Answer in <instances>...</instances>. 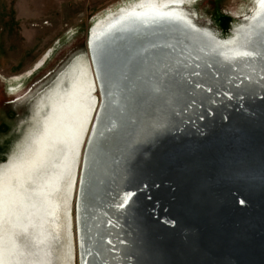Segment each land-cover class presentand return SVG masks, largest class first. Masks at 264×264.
Here are the masks:
<instances>
[{
  "label": "water",
  "instance_id": "water-1",
  "mask_svg": "<svg viewBox=\"0 0 264 264\" xmlns=\"http://www.w3.org/2000/svg\"><path fill=\"white\" fill-rule=\"evenodd\" d=\"M171 18L164 21L165 29L154 26V21L142 35L134 34V30L110 33L103 38L97 63L91 47L94 24L87 39L89 58L79 56L62 74L66 77L64 84L68 85L69 72L83 57L88 65L91 59L98 80L97 64L105 89L99 87L103 97L99 109L104 106V97L107 105L102 110L101 122L110 126L102 134L103 144L84 184V255L87 256L92 241L93 248L102 253L95 264H100L108 251L106 245L110 244L92 233L91 225L102 187L115 184L110 178L113 173L119 174L120 189L112 200V208L115 201L120 202L127 195H134L135 200L129 216L126 215L129 218L120 216L127 226H139L137 235L128 239L130 245L121 250L124 259L129 255L125 259L128 262H133V255L142 246L144 264H264V26L250 42L235 38L234 28L225 39L213 34L215 39L203 42L190 35L195 33L193 27L198 28L190 15L186 22L173 18L174 27L185 24L178 29H168ZM186 24L192 29H185ZM203 28L198 30L203 33ZM216 41L222 45L219 52L230 60L228 65L234 64L225 69L221 80L214 70L222 67H217L218 63L208 55ZM230 45L232 54L228 52ZM246 52L252 57L247 58ZM200 53L203 56L196 59ZM189 61H194V66L175 69ZM191 67L201 72L196 82L189 81L191 74L183 71ZM237 67L240 68L236 72ZM203 69L212 72L206 80ZM236 76L240 77L238 83ZM115 90L116 102L111 94ZM145 94L148 103L143 112L140 108ZM139 113L148 126L144 123L135 135ZM110 118L116 119L113 124ZM143 135L146 137L142 138ZM16 149L0 164L9 161ZM116 155L123 160L124 171L110 164ZM78 168L79 163L74 186ZM82 172L83 168L76 217L71 206L69 226L66 210L63 220L57 222L64 226L66 235L54 242L53 255H46V264H61L57 255L63 253L67 264L70 256L72 264H77L78 253L81 264L77 218ZM71 197L73 202L74 192ZM108 220L104 218V226H110ZM109 235L111 238L114 233L110 231ZM25 238V246L31 248L32 233ZM93 262L89 258L88 264Z\"/></svg>",
  "mask_w": 264,
  "mask_h": 264
},
{
  "label": "bare ground",
  "instance_id": "bare-ground-1",
  "mask_svg": "<svg viewBox=\"0 0 264 264\" xmlns=\"http://www.w3.org/2000/svg\"><path fill=\"white\" fill-rule=\"evenodd\" d=\"M194 1L130 0L121 4L119 8L109 9L104 14L99 15L94 21L95 25L91 33V47L96 63L97 54L100 52L104 42L103 38L108 37L110 33L115 35L119 33V30H123L124 32L134 30L136 31L134 34L142 35L147 33L154 21L157 24L154 26L165 29L167 24L163 25V23L167 17H172L168 19L169 21L172 20L168 29L181 28L185 24L180 23L179 26L176 25L174 27V21L184 22L186 16H189L186 5ZM255 1L256 4L253 12L249 15V22L233 27L235 29V38L240 37L244 43L246 39L249 42L252 41L255 33L257 34L263 30L264 4H261L260 0ZM196 26L199 29L202 28L197 24ZM198 28L193 27L192 29L186 24L185 29L194 30L193 32L195 33L190 35L193 36L192 38L195 41L205 42L215 39L213 37L214 33L211 30L203 28L204 32L202 33ZM123 42H126V39ZM220 48H222L221 43L216 41L211 49V53H208L218 63L217 67H222L214 70V75H217V79L219 80L224 77L226 73L225 69H229L234 65H228L230 60L227 56L223 55L225 53L219 52ZM228 52L230 54L233 52L231 45L228 48ZM246 54L247 58L252 57L249 52H246ZM200 56H203V54L197 55L196 59H199ZM49 57L50 53L46 54L45 58L27 74L34 75V73L40 71L46 65ZM191 61L188 64L175 67V69L178 70L180 67L186 65L192 66V64L194 66L195 59L192 64ZM95 65L99 83L96 80L91 59L90 65H88L83 57H80L77 63L74 64L72 68L74 71L69 72L70 79L68 85L64 84V80L66 79V77H63L64 75L59 78L56 84L39 99L36 111L32 117V124L26 131V135L16 149V152L12 154L9 161L0 164V264H46V255H53L54 242L59 240L58 237H65L66 235L65 229H62L64 226L60 223L57 224V222L63 220L62 217L66 210L67 214L65 217L68 219V223L66 224L69 226L70 207L75 208V194L77 196L82 168L77 218L81 264H88L89 258L92 261L94 259L93 263L95 264L102 256L101 252L93 248V241L91 242L87 256L84 255L83 227L81 223V216L84 215V206H86V199L83 204V198L87 192V188L84 187L86 176L88 171L92 170L94 161L99 154L98 150H100L103 144L102 134H105L110 127L106 126V123L101 122L102 110L107 105L104 97V106L102 105V108L99 109L103 99L99 87L104 91L105 89L100 81V70L97 64ZM239 68L237 67L235 71H239ZM243 68L242 71H245V66ZM183 71L186 75L191 74L188 80H193L194 82H196V78L201 73H198L197 67L183 69ZM203 73H205V80L209 74L212 75V72L206 69H203ZM233 74L236 75L237 73ZM23 78L24 76L17 78L15 83L21 84ZM239 78V76H236L237 83L240 80ZM95 88L97 89L96 92ZM18 89L19 87H10V90L13 91H18ZM111 94H113L112 97L116 102L118 99L117 91H112ZM146 98L145 94L140 108L143 112L144 110L146 111L145 106L148 103ZM111 105L114 109V102ZM98 110L100 111L97 114ZM142 118L143 114L139 113L137 123L134 125L136 129L135 135H137L146 122ZM113 119L116 120L115 118ZM113 121L110 118L112 124ZM137 129L139 130L137 131ZM145 137V135L142 136V138ZM83 156L84 163L82 165ZM120 159L116 155L110 164L113 167H119L120 171H124V162ZM78 163V177L74 186ZM120 173L122 174L123 172ZM110 178L111 183L114 181L115 184L102 187V195L98 196L95 201L94 222L92 223V220H90V223H92V233H95L97 237L101 235L105 244H110L106 245L108 251L105 252V257L100 264H144L143 258H141L143 256L142 246L133 255V262L125 260L129 255L124 259L123 252H121V250L125 251L126 247L130 245V240H128L130 236L137 235L139 226L138 224L127 226L125 222L120 220V216L122 215L129 216L135 203L134 195H127L125 199L119 200L120 202L115 201L116 205H113L112 208V200L117 193V189H120V182H118L119 174L112 173L110 174ZM103 183L105 184V181ZM72 192H74L73 202L71 201ZM107 197L109 198L104 203ZM107 217L109 219L107 223L110 226H104L105 223L103 224L104 218ZM55 222L57 226L53 225ZM32 226L33 230L30 229ZM110 231L114 233V236L111 238L109 235ZM29 232L33 235V240H30L31 248L25 246V237L28 236ZM95 241H97L96 237ZM48 246L50 247L49 250H47ZM71 246L72 241L69 247ZM25 252L28 256H25ZM21 254L23 255L21 256ZM96 259L97 261L95 262ZM57 260L61 264H67L68 258L63 253V256L57 255ZM47 264H49L48 261ZM69 264H72L71 256Z\"/></svg>",
  "mask_w": 264,
  "mask_h": 264
},
{
  "label": "rangeland",
  "instance_id": "rangeland-1",
  "mask_svg": "<svg viewBox=\"0 0 264 264\" xmlns=\"http://www.w3.org/2000/svg\"><path fill=\"white\" fill-rule=\"evenodd\" d=\"M128 1L0 0V162L25 136L39 99L76 58H89L87 39L96 18ZM255 4V0H195L186 7L198 25L225 39L230 29L249 22ZM48 53L46 65L28 75ZM21 76L18 85L15 80Z\"/></svg>",
  "mask_w": 264,
  "mask_h": 264
},
{
  "label": "snow or ice",
  "instance_id": "snow-or-ice-1",
  "mask_svg": "<svg viewBox=\"0 0 264 264\" xmlns=\"http://www.w3.org/2000/svg\"><path fill=\"white\" fill-rule=\"evenodd\" d=\"M260 3H261V4H264V0H260Z\"/></svg>",
  "mask_w": 264,
  "mask_h": 264
}]
</instances>
